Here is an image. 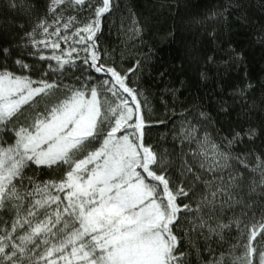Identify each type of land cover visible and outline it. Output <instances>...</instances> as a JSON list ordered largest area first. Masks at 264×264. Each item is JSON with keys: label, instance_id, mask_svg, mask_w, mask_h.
Returning a JSON list of instances; mask_svg holds the SVG:
<instances>
[{"label": "snow or ice", "instance_id": "obj_1", "mask_svg": "<svg viewBox=\"0 0 264 264\" xmlns=\"http://www.w3.org/2000/svg\"><path fill=\"white\" fill-rule=\"evenodd\" d=\"M192 6L0 0V264H264L251 5Z\"/></svg>", "mask_w": 264, "mask_h": 264}, {"label": "trees", "instance_id": "obj_2", "mask_svg": "<svg viewBox=\"0 0 264 264\" xmlns=\"http://www.w3.org/2000/svg\"><path fill=\"white\" fill-rule=\"evenodd\" d=\"M141 4L144 3V0H139ZM190 3L193 5L187 9H182L181 15L187 16L189 14L196 13H206L207 9L221 3H226V0H190ZM245 3H250V14L253 18L254 24L246 27H237L236 22L233 18V23L230 26V35L233 41L237 46H243L245 55L247 57L246 66L247 71L251 74L253 79V83H257L258 81L264 79V48H262L259 44L253 42L254 27H259L260 23L264 21V11L259 7L260 0H245ZM179 19V18H177ZM172 23V19L168 18L166 21L162 23V27L170 26ZM185 35L189 40L193 38H198L200 35L196 33L194 30H189L185 32ZM114 35L109 34L107 27L104 28V36L102 40L110 41L114 40ZM163 48L165 58H167V51L169 48L168 44L161 45ZM175 47V45H172ZM245 65H241V69H243ZM235 75V73H233ZM243 72H241V75ZM144 80L147 84L151 83V80L148 78L147 74H145ZM257 95H259V89H257ZM162 111V109H161Z\"/></svg>", "mask_w": 264, "mask_h": 264}]
</instances>
